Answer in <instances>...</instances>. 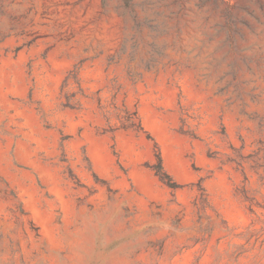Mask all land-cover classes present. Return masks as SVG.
<instances>
[{"label": "rangeland", "instance_id": "374dc122", "mask_svg": "<svg viewBox=\"0 0 264 264\" xmlns=\"http://www.w3.org/2000/svg\"><path fill=\"white\" fill-rule=\"evenodd\" d=\"M0 264H264V0H0Z\"/></svg>", "mask_w": 264, "mask_h": 264}, {"label": "trees", "instance_id": "16d2710c", "mask_svg": "<svg viewBox=\"0 0 264 264\" xmlns=\"http://www.w3.org/2000/svg\"><path fill=\"white\" fill-rule=\"evenodd\" d=\"M157 158H158V164L156 166V173L160 175L162 178H164L166 174H165V171L163 170L162 158H161L160 153L157 154Z\"/></svg>", "mask_w": 264, "mask_h": 264}]
</instances>
